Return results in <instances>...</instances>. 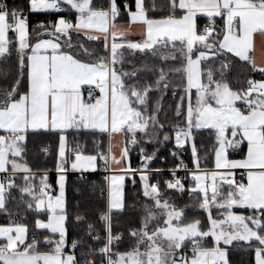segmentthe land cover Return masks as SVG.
<instances>
[{"label":"snow or ice","instance_id":"6c2138e0","mask_svg":"<svg viewBox=\"0 0 264 264\" xmlns=\"http://www.w3.org/2000/svg\"><path fill=\"white\" fill-rule=\"evenodd\" d=\"M30 14L57 18L30 26ZM120 18L142 25L139 40ZM257 35L264 0H28L27 12L0 2V264H231L234 242L264 264V66L250 56ZM125 52L160 63L136 66ZM237 64L260 79L234 85ZM81 130L124 136L120 157L96 141L95 154L68 149L67 134ZM201 132L212 140L203 158ZM43 133L59 136L55 187L26 159L29 136ZM169 143L176 163L165 179L151 165ZM101 163L110 174L97 227L70 214L66 181L69 168L95 172ZM185 194L206 219L189 220L188 206H176ZM141 200L135 225L119 229L114 217Z\"/></svg>","mask_w":264,"mask_h":264},{"label":"trees","instance_id":"16d2710c","mask_svg":"<svg viewBox=\"0 0 264 264\" xmlns=\"http://www.w3.org/2000/svg\"><path fill=\"white\" fill-rule=\"evenodd\" d=\"M0 2H5L9 5V7H18L23 11L27 12V4L28 0H0ZM125 0H120V3H124ZM55 15H47V14H30L29 15V24L30 26H34L38 21H47L50 19H56ZM35 35V33H33ZM126 60H132L133 64L136 66H140L141 63L145 60L149 64H159V61H152L151 58H146L142 54L137 53L133 58L128 52H125ZM8 63H12L11 61ZM171 65L178 66L177 61H169ZM132 67L131 64L126 63L125 68L130 69ZM246 78L260 79L258 73L250 72L248 67H245L243 64H237L233 67L232 72L230 73L229 79L232 80L234 85H236V80L239 79L243 81ZM239 86V85H236ZM195 90H193L194 92ZM155 98V97H154ZM171 102V93H169L168 97L165 98V108L167 109L169 103ZM171 117V113H169ZM163 119V116L161 117ZM94 141L99 143V147L101 151H104L106 154L108 152V137L101 136L100 134L92 135L88 131L81 130L79 132L70 131L67 134V146L68 149H73L77 145H79L80 150L84 155L95 154L97 151L96 146L94 145ZM198 146L201 147V155L203 158L204 152H210L212 147V140L207 137L206 132H201L197 139ZM58 146H59V136L57 134L52 133H43L37 135H30L28 138L27 144V156L26 159L30 167L33 168L34 171H48L49 181L53 186L56 185V164L58 162ZM48 148V151L45 149ZM172 149V144L169 143L167 146L162 147L158 153V157L155 161L152 162L153 168H162L165 170V179L169 178L168 169L173 168L176 161H174L173 157L170 155V150ZM152 145H147V151L151 153L153 151ZM160 157H164L165 159L162 161ZM184 162L190 164V153H186L183 156ZM130 160L133 167H137L139 164V155L138 149H133L130 154ZM102 163L98 167L99 171L95 173H87L84 175L80 174H68L67 175V183H66V196L68 201V209L70 214L74 217L78 212L80 214L85 215L88 218L89 222H93L100 227V221L98 219L100 211L106 210L107 201L101 197V189H103L106 185V181L104 180L100 170L102 169ZM206 167H212L211 157H209V163ZM78 192L81 193L78 195ZM136 193L132 190L131 184L126 185V199L129 204L133 201V196ZM175 203L178 208H185L188 213V219L191 220L193 217H201L202 219H206V214L202 213V210L192 211V206L194 205V201L185 194L183 197H175ZM143 201L137 205V211H125L118 217H114L117 221V225L119 229H125L129 226H134L135 221L138 219L140 212L139 207ZM79 204L80 207L77 209L76 205ZM14 207V206H10ZM243 211V210H240ZM36 217L29 215L27 217V223L31 228L34 227V220ZM4 217L0 216V223H4ZM85 225H81L79 229L72 227L70 228L69 240H71L72 236L79 230L83 232ZM131 242L127 241L126 244L122 246V250H125L128 246H130ZM229 260L231 264H254V254L246 249H235L229 251Z\"/></svg>","mask_w":264,"mask_h":264},{"label":"crops","instance_id":"0c3cea01","mask_svg":"<svg viewBox=\"0 0 264 264\" xmlns=\"http://www.w3.org/2000/svg\"><path fill=\"white\" fill-rule=\"evenodd\" d=\"M117 23H118V26H122L124 29L127 30L128 38L130 40L136 41V40H139L141 38V33L143 31L142 25L133 24V25L129 26L126 18H120L117 21ZM200 23L203 24L204 20H201ZM44 38H47V37H44ZM250 56L252 57V60L255 62V64L258 67L264 66V37H260L259 35L254 37L253 50L250 53ZM84 131H87V130H84ZM109 144L111 145V154L114 155L116 158H119L121 150L125 145V137L120 135V134H113L111 137V140H109V138H108V147H109ZM67 148H68V146H67ZM112 167L117 168L119 166L113 164ZM97 171H99V169H97ZM97 171H95V172H97ZM95 172H91V171L74 172V171L70 170V168H69L67 175L68 174L84 175L87 173H95ZM56 175H57V173H56ZM237 179H239V175L237 176ZM234 211H237V210L234 209ZM244 214H247V213H244ZM214 215H215V212H214ZM209 240H211V238H209ZM242 243L243 242H240V244H237L236 242H234L233 246H228V257H229V251L230 250L245 249V248L240 246ZM209 246H211V245H209ZM221 246L224 247L223 245H221Z\"/></svg>","mask_w":264,"mask_h":264},{"label":"built area","instance_id":"2783aa9c","mask_svg":"<svg viewBox=\"0 0 264 264\" xmlns=\"http://www.w3.org/2000/svg\"><path fill=\"white\" fill-rule=\"evenodd\" d=\"M66 15H67V14H66ZM28 19H29V17H28ZM46 150L48 151V148H47ZM100 173L102 174L103 178H104L106 175H109V174H110V173L105 172V171L103 170V166H102V169L100 170ZM178 175H183V172H179ZM53 187H55V186H53ZM106 187H107V182H106L105 187L103 188V189H105V191L101 194V197L107 201Z\"/></svg>","mask_w":264,"mask_h":264},{"label":"rangeland","instance_id":"374dc122","mask_svg":"<svg viewBox=\"0 0 264 264\" xmlns=\"http://www.w3.org/2000/svg\"><path fill=\"white\" fill-rule=\"evenodd\" d=\"M66 183H67V181H66Z\"/></svg>","mask_w":264,"mask_h":264}]
</instances>
